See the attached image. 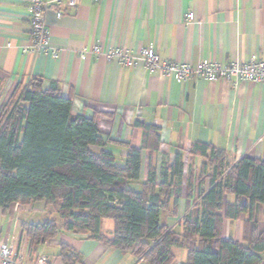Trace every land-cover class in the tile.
Instances as JSON below:
<instances>
[{
    "label": "crops",
    "instance_id": "1",
    "mask_svg": "<svg viewBox=\"0 0 264 264\" xmlns=\"http://www.w3.org/2000/svg\"><path fill=\"white\" fill-rule=\"evenodd\" d=\"M44 1L50 32L47 52L33 47L29 4L0 0L1 101L32 77L41 78L44 87L57 82L62 95L72 97L74 114L96 120L105 148L120 163L128 151L125 143L143 145L144 130L137 122L158 126L161 144L154 153L143 149L140 182L147 178L150 163L157 168L170 164L177 151L184 153L186 168L190 163L191 170L200 171L203 158L189 154L195 143L224 150L230 166L244 156L264 158V82L201 78L182 82L160 71L149 72L141 63L128 67L103 54L81 56L95 44L131 52L152 44L161 58L193 65L202 59L229 64L255 57L264 62V0H77L75 6H62L60 17L54 0ZM189 12L195 20L186 24ZM203 186L209 187V178ZM193 210L184 175L177 214L162 212L161 221L169 230L181 231L184 216ZM57 216L56 206L40 201L16 202L7 210L0 207V246L13 243L22 251L24 264H36L41 255L47 257L46 264H66L59 255L61 244L79 252L73 264H148L131 251L64 230L30 246L23 224ZM248 218L246 212L236 219L223 217L222 236L243 241ZM113 229V220L103 219L102 232L111 236ZM258 230H264V204L258 208ZM173 254L169 264H181L189 247H174ZM259 264H264V254Z\"/></svg>",
    "mask_w": 264,
    "mask_h": 264
},
{
    "label": "trees",
    "instance_id": "2",
    "mask_svg": "<svg viewBox=\"0 0 264 264\" xmlns=\"http://www.w3.org/2000/svg\"><path fill=\"white\" fill-rule=\"evenodd\" d=\"M1 86L0 79V91ZM72 109V97L62 95L57 82L44 87L39 77L18 83L6 100L0 99V207L39 201L57 207V218L23 224L30 246L64 230L131 251L148 264H169L179 246L189 247L181 264L262 261L264 230H258V208L264 204V158L244 156L230 166L224 150L195 143L189 154L203 158L197 185L195 172L185 171L182 151L170 164L157 168L150 163L147 178L140 182L143 149L158 151L160 128L137 122L144 130L143 145L125 143L128 151L120 163L105 148L96 120ZM184 175L194 210L184 216L181 231L169 230L161 214H177ZM206 178L209 187L200 188ZM242 212L249 215L244 240L223 237V217L236 219ZM106 218L114 222L111 236L101 230ZM59 255L66 264L80 257L66 244Z\"/></svg>",
    "mask_w": 264,
    "mask_h": 264
},
{
    "label": "built area",
    "instance_id": "3",
    "mask_svg": "<svg viewBox=\"0 0 264 264\" xmlns=\"http://www.w3.org/2000/svg\"><path fill=\"white\" fill-rule=\"evenodd\" d=\"M29 4V26L33 47L36 51L47 52L49 46V28L46 22V9L48 3L44 0H21ZM57 7V15H63L62 6H75L77 0H54ZM195 20L193 12L186 14L185 23L190 24ZM92 52L96 55L103 54L108 60H113L121 65L135 67L141 63L149 72L160 71L164 75L177 78L179 81L187 82L191 78H201L204 80L215 81L224 79L227 81L233 79L250 80L254 82H264V62L253 57L248 62L233 61L229 64L214 62L212 60L202 59L195 65L191 62H177L169 59H163L155 50L152 44L142 48L139 52H131L125 47H106L103 49L99 44L93 45L89 50H82L83 59L87 53ZM56 56V53H54ZM187 171V168L185 169ZM226 173L222 175V178ZM200 188H204L202 185ZM199 201L201 196L196 194ZM0 257L2 264H24L22 262V251L18 250L13 243L3 242L0 246ZM47 257L41 255L36 264H46Z\"/></svg>",
    "mask_w": 264,
    "mask_h": 264
},
{
    "label": "rangeland",
    "instance_id": "4",
    "mask_svg": "<svg viewBox=\"0 0 264 264\" xmlns=\"http://www.w3.org/2000/svg\"><path fill=\"white\" fill-rule=\"evenodd\" d=\"M188 165H189V166H188V168H187V171H188V170H191V168H190V165H191V164L188 163ZM187 171H186V173H187ZM191 171L195 172V175L197 176V177L195 176V178H194V180H195V184L197 185V182L200 181V178H199V172H200V171L197 170V168H196L195 170H191ZM53 206L55 207V205H53ZM193 209H194V204H193Z\"/></svg>",
    "mask_w": 264,
    "mask_h": 264
}]
</instances>
